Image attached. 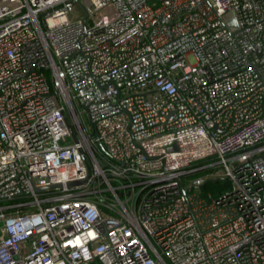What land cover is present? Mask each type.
Instances as JSON below:
<instances>
[{
	"label": "built area",
	"instance_id": "obj_1",
	"mask_svg": "<svg viewBox=\"0 0 264 264\" xmlns=\"http://www.w3.org/2000/svg\"><path fill=\"white\" fill-rule=\"evenodd\" d=\"M0 223V264H264V0H0Z\"/></svg>",
	"mask_w": 264,
	"mask_h": 264
},
{
	"label": "trees",
	"instance_id": "obj_2",
	"mask_svg": "<svg viewBox=\"0 0 264 264\" xmlns=\"http://www.w3.org/2000/svg\"><path fill=\"white\" fill-rule=\"evenodd\" d=\"M222 185V186H221ZM228 183L226 181H207L203 186V191H211L214 195L221 193V190L226 187Z\"/></svg>",
	"mask_w": 264,
	"mask_h": 264
},
{
	"label": "rangeland",
	"instance_id": "obj_3",
	"mask_svg": "<svg viewBox=\"0 0 264 264\" xmlns=\"http://www.w3.org/2000/svg\"><path fill=\"white\" fill-rule=\"evenodd\" d=\"M103 11L99 12L102 13ZM83 118H84V125L88 130H91L92 126H91V122L88 118V116L86 114H83ZM222 186V185H221Z\"/></svg>",
	"mask_w": 264,
	"mask_h": 264
},
{
	"label": "water",
	"instance_id": "obj_4",
	"mask_svg": "<svg viewBox=\"0 0 264 264\" xmlns=\"http://www.w3.org/2000/svg\"><path fill=\"white\" fill-rule=\"evenodd\" d=\"M101 146V145H100ZM170 149H175V146H173L172 148H170ZM74 183H78V182H70V183H68V185H72V184H74Z\"/></svg>",
	"mask_w": 264,
	"mask_h": 264
},
{
	"label": "crops",
	"instance_id": "obj_5",
	"mask_svg": "<svg viewBox=\"0 0 264 264\" xmlns=\"http://www.w3.org/2000/svg\"><path fill=\"white\" fill-rule=\"evenodd\" d=\"M0 225H1V223H0Z\"/></svg>",
	"mask_w": 264,
	"mask_h": 264
}]
</instances>
